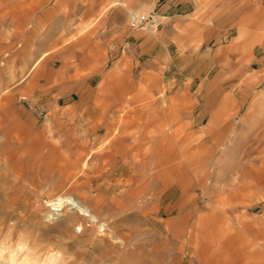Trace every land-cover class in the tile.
<instances>
[{
    "label": "rangeland",
    "instance_id": "374dc122",
    "mask_svg": "<svg viewBox=\"0 0 264 264\" xmlns=\"http://www.w3.org/2000/svg\"><path fill=\"white\" fill-rule=\"evenodd\" d=\"M112 1L0 0L2 263L28 246L39 263L51 252L55 264H264V0H180L197 27L191 47L164 48L174 66L148 76L124 39L158 38L165 0ZM132 10L155 11L159 25L130 28ZM70 106L144 126L140 160L103 126L72 127L51 112ZM82 140L84 163L71 164L82 186L65 191L63 157ZM83 191L96 222L66 202L53 210L56 193L79 204Z\"/></svg>",
    "mask_w": 264,
    "mask_h": 264
},
{
    "label": "crops",
    "instance_id": "0c3cea01",
    "mask_svg": "<svg viewBox=\"0 0 264 264\" xmlns=\"http://www.w3.org/2000/svg\"><path fill=\"white\" fill-rule=\"evenodd\" d=\"M122 3L121 0H113L110 3V6ZM137 5V3H135ZM149 5H145L144 8H148ZM150 7V6H149ZM134 11V10H132ZM158 12L169 19L166 24L161 28V32L158 38L147 36L144 34H137L136 32H131V39L125 41V48L126 53L128 56H144L145 59V67L143 68V72L145 75H149L147 73V69L151 68L153 70H158L162 68L163 72L170 71L172 66L168 60H165L163 57L164 48H171L174 47L176 53L181 55L186 53V48L191 47V40L194 38V34L197 31L196 24L192 20L190 14V10L185 7V3H182L180 0H165L161 6L158 8ZM124 22H126L124 20ZM122 25V24H120ZM117 32L121 33L122 29L118 27ZM118 33V37L119 34ZM183 60V59H181ZM185 60V58H184ZM28 66L35 68V62L29 60L27 62ZM88 69V68H87ZM174 78V75L169 76V80ZM32 89L28 88L27 92L25 93L28 97H32ZM56 111L59 117L65 118L62 121L65 124H70L72 127L77 126H91L93 127L96 125L94 130H97L99 127H104V135L110 137H114V141L117 142L118 140H122V146H120V151H127L130 152L133 147H128L125 144V141L128 139L130 135H134L137 133L135 139H146V134L144 131V126H139L134 131H132V126L127 125V123L123 125L113 126L111 122H104L100 117L103 115H109L113 112V110H108L107 107H98L95 109H84V110H77L74 107L70 106L67 108H58L55 107L52 109L51 112ZM50 112V114H51ZM64 114V115H63ZM97 117H92L94 116ZM63 116V117H62ZM108 127L110 130L107 132L105 128ZM185 127H187V123H180L174 129L171 130L173 137L177 139L179 132L182 131ZM187 137H194L193 133H189ZM81 148L85 152L88 146V140H82ZM113 141V142H114ZM133 141V139H132ZM178 141V140H177ZM128 142V141H126ZM86 144V145H85ZM125 147V148H124ZM129 149V150H128ZM136 151L131 154V156H135L137 149L134 148ZM146 149V148H145ZM87 154V153H86ZM225 152H223V156ZM163 155L158 154L157 157V164L159 165L162 162ZM167 181V179H166ZM162 183V179L160 181ZM176 185L179 187L180 182L179 180L176 181Z\"/></svg>",
    "mask_w": 264,
    "mask_h": 264
},
{
    "label": "bare ground",
    "instance_id": "6f19581e",
    "mask_svg": "<svg viewBox=\"0 0 264 264\" xmlns=\"http://www.w3.org/2000/svg\"><path fill=\"white\" fill-rule=\"evenodd\" d=\"M48 123V122H47ZM96 126V125H95ZM94 126V127H95ZM94 129V128H93ZM105 130L108 132L110 130V128L106 127ZM33 135L35 136V133H33ZM114 137H110V139H108L110 142H113L114 141ZM139 141V143H137L135 146H132V141H128L126 142L125 141V144L128 146V147H133V148H137V153L135 154L136 156H138L137 158L140 160V155L141 153L145 152V143H141L142 141H140L139 139H137ZM109 142V144H110ZM124 143V142H123ZM122 146V145H121ZM81 148V147H80ZM125 148V147H124ZM129 150V149H128ZM143 151V152H142ZM78 152V153H77ZM141 152V153H140ZM83 153V150L82 149H78L76 151V153L74 154V156L72 158H67V157H63V160L65 161V164H66V170H64L63 173V180L65 181H71L68 186L66 187V190L65 191H73L74 188H77L78 186H82L81 185V181H78L76 178L73 179V176L74 174L77 172L74 170L73 166L71 164L75 163V162H78V161H82L84 157H82V154ZM60 156V155H59ZM23 158V157H22ZM74 161V162H73ZM83 162V161H82ZM84 163V162H83ZM134 163V162H133ZM76 164V163H75ZM144 166V165H143ZM142 166V168H143ZM20 167V166H19ZM18 166H15V172L19 173L21 177L22 176V171L21 169L19 168ZM135 167V166H134ZM85 169V168H84ZM78 170V169H77ZM84 170H81V173H83ZM1 173V172H0ZM1 175V174H0ZM17 175V174H16ZM24 175V174H23ZM160 175V174H159ZM77 177V176H76ZM78 178V177H77ZM56 186V185H55ZM4 187V186H3ZM69 199H72V197L68 196ZM77 197L79 198V204H74V201L71 202L70 200H68L66 197L64 198L63 196V193H56L49 201H54V202H57L55 204V208L53 209L54 211L55 210H58L59 208H63L64 202H66V204H69L71 205V207H74L76 209V212L77 213H84V216H87L90 218L93 217L92 220H94L96 222L97 220V217L96 215H93L91 214L92 212L95 213V209L92 207H89L88 205H86V203H84L83 200L87 201V197H86V193L83 191V192H80L79 195H77ZM78 200V199H77ZM93 209V211H92ZM88 212V213H87ZM54 216V212H52L50 215H49V218L48 219H52ZM3 242V241H2ZM2 242L0 244V264H3L2 261L4 260L5 257H7V254L6 252L8 251V249H6V246L2 245ZM20 249H27L26 252L23 254V256L17 260L15 258H10L9 259V263L10 264H55L56 263V260H55V263H54V259H55V255L53 253H49L47 258L39 263L38 260H36L35 256L30 252L28 246H21ZM22 251V250H21ZM12 252V251H11ZM57 258V257H56Z\"/></svg>",
    "mask_w": 264,
    "mask_h": 264
},
{
    "label": "built area",
    "instance_id": "2783aa9c",
    "mask_svg": "<svg viewBox=\"0 0 264 264\" xmlns=\"http://www.w3.org/2000/svg\"><path fill=\"white\" fill-rule=\"evenodd\" d=\"M128 25L132 29L148 30L157 28L159 25V18L157 13L153 10L148 12L131 11L129 13Z\"/></svg>",
    "mask_w": 264,
    "mask_h": 264
}]
</instances>
